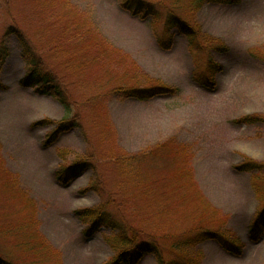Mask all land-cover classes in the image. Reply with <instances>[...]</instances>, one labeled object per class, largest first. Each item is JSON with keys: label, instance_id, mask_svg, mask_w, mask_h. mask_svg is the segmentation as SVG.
Instances as JSON below:
<instances>
[{"label": "rangeland", "instance_id": "rangeland-1", "mask_svg": "<svg viewBox=\"0 0 264 264\" xmlns=\"http://www.w3.org/2000/svg\"><path fill=\"white\" fill-rule=\"evenodd\" d=\"M151 1L194 21L227 51L198 53L177 30L163 48L162 21L135 17L119 0H0V41L11 26L22 29L43 70L61 80L76 123H66L59 102L22 86L21 43L8 37L0 255L11 264L109 263L117 234L101 225L87 234L90 222L78 214L96 208L165 262L177 259L173 247L211 231L233 238L242 254L208 240L180 255L197 264H264V235L249 234L264 204L255 190L264 193V170L243 169L247 161L264 165V0L194 13L189 0ZM209 61L218 68L206 88L196 77ZM153 86L173 93L143 102L115 93ZM81 162L82 174L58 182L61 168ZM139 264L160 263L150 254Z\"/></svg>", "mask_w": 264, "mask_h": 264}, {"label": "trees", "instance_id": "trees-1", "mask_svg": "<svg viewBox=\"0 0 264 264\" xmlns=\"http://www.w3.org/2000/svg\"><path fill=\"white\" fill-rule=\"evenodd\" d=\"M119 2H121V7L126 12L131 13L135 17L141 16L144 19L151 17L154 22L162 21L164 34L159 38L158 42L163 48H170L173 45L175 37L172 33V30H177L182 36L184 35L186 37L190 46L198 53L206 51H227L226 47L223 46L218 40H215L208 35H203L200 31V28L194 21L180 17L173 10H168V12L165 14L159 12L157 7H163V3L161 1L154 3V1L151 0H119ZM239 2L240 0H189L187 10L194 13L202 10L205 5L232 6ZM11 35L20 41L23 50L22 60L25 62L27 73L21 81L22 86L32 89L40 96H49L56 102H59L64 109V113L66 114V123L75 125L76 123L72 122V120H74L72 119L74 113L72 110V102H70L68 94L63 89L61 80H59L58 77L53 76V74L49 71L43 70L41 63L38 62L34 55V49H32L29 40L26 39L22 29L16 26H11L8 28L0 41V74L2 68L11 56L10 50L6 46V39L11 37ZM262 58L264 59V54ZM209 65L210 66L206 71H204L203 75L196 77L197 82L206 88L207 86H212V84H214L211 82V77H214L217 74L215 69L218 68V66L214 65L212 61H209ZM0 88H2L1 85ZM115 93L120 97V99H135L143 102L152 100L154 97H164L165 95L172 94L173 90L160 86L142 89L138 87H121ZM252 119L253 118H246L245 120L251 121ZM47 123L49 124L50 120L38 124L40 125ZM61 130L63 129L59 128L58 132ZM58 132L49 134V137L54 138ZM84 163L85 162L77 163L71 166V168H61L56 175L58 182L67 184L80 173L82 174V171L87 166V164L83 166ZM243 169H245L247 172L253 173V176L254 174L256 176L261 170H264V165L247 161L245 164H243ZM255 190H257L259 201L264 203L263 191L259 190L258 188ZM78 214L80 217L90 222L91 227L86 232L87 234L91 235L95 231V227H98L97 229H99L100 226L97 225L104 227L107 226L117 234V236L113 238L114 242H110L114 247V250L117 251V257L109 261L107 264H139L141 259L150 254H153L160 264H197L194 261V258H187L186 256L182 257L180 253H182L184 250H187L188 252L191 248H193V246L201 245L203 242L208 240H216L218 243L224 246L229 254L235 257L242 254L241 246L237 241L234 242L235 240L233 238L228 236L223 237L222 235H218L217 233L211 231H203L202 233L193 235L192 238L184 241L182 245L173 247L174 251L176 252L174 254L176 255L177 259H172V261L165 262L159 249L151 244L136 245V241L127 237L126 234H124V231L120 229L115 223H113L106 212L96 208L94 210L85 209L83 211H79ZM249 234H251L252 240L254 241H257V239L264 235V204L263 208L258 211L256 217L250 225ZM0 264H11V262L7 261L2 255H0Z\"/></svg>", "mask_w": 264, "mask_h": 264}]
</instances>
